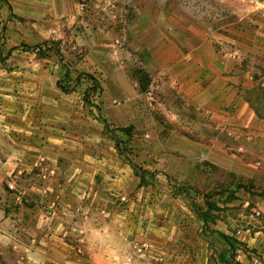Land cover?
Segmentation results:
<instances>
[{
  "label": "rangeland",
  "instance_id": "1",
  "mask_svg": "<svg viewBox=\"0 0 264 264\" xmlns=\"http://www.w3.org/2000/svg\"><path fill=\"white\" fill-rule=\"evenodd\" d=\"M0 19V264H149L150 235L179 248L178 264H264V0H0ZM189 32L204 42L185 46L194 78L228 82V103L187 110L171 87L167 108L153 101L148 45ZM115 76L132 86L128 127L110 117ZM36 131L53 135L40 159ZM83 144L108 162L87 177L101 199L61 212L69 232L47 247L33 226L54 212V186L77 179L65 173Z\"/></svg>",
  "mask_w": 264,
  "mask_h": 264
},
{
  "label": "crops",
  "instance_id": "2",
  "mask_svg": "<svg viewBox=\"0 0 264 264\" xmlns=\"http://www.w3.org/2000/svg\"><path fill=\"white\" fill-rule=\"evenodd\" d=\"M2 15L3 17H5V11L3 10H2ZM2 25L3 24H1V26ZM158 26L160 27V23H157L156 25L157 27L156 29L160 32ZM145 32L146 31H144L143 29L141 34L139 35L142 36L143 40L147 39V36H150V34L144 35ZM157 33L158 32H156L155 34ZM198 37H199L198 34L189 32L188 35H186V39L184 40L183 43H181L179 40L177 41L173 40V43L169 44V42L167 43L165 39L161 38L160 36L157 39H155V41L152 42V44H149L148 42L149 44L148 48H149V52L151 53L150 55L152 59L151 68L153 69V74L154 75L157 74L156 79L158 81L157 92H154L156 94L155 96H157L158 98L156 100L153 99V101H156V105H160L161 107L167 108V105L169 104L168 97L170 95V90H169L170 87L176 90L179 97H181L182 99L183 103L182 102L181 103L183 104V107L187 110H189L188 108H191L193 105H195L196 102L203 103L212 100H216V102H219L221 104L224 102V100L227 101V103L229 102L232 87H230L228 82H223V81L219 82L220 77H217L215 80L212 77L210 79L211 81L210 80L206 81L205 79L194 78L196 76L195 74H192L193 69H192V63L190 62V55L187 54L186 51L192 52L193 49L188 48L187 50L185 46L187 47L196 46L197 49H194V51L201 54L202 49L198 50V48H201V46L204 45V42L201 43V45H199ZM169 46L171 47L172 53H169L165 49L166 47ZM168 75H170V77ZM166 77H168L170 80L167 81ZM109 83L115 85L117 90V95L121 97L120 103H116L113 106V108H111L110 110L111 119L116 124V127L131 126V124L133 123L132 112H131L132 107H130V105L132 106L131 100L133 99V94L131 90L132 86H130L129 88L127 85H124L122 83V80L116 76L112 77L109 80ZM148 94L152 95V93L149 92L146 93V97H149ZM128 102L130 105L128 104ZM149 103H150L149 105L154 106V102H149ZM34 128H38L37 123H35ZM158 130L160 129L158 128ZM31 133H32L31 138H33L34 141L33 143H35V144L31 143L33 146L31 148H33V150L37 152L36 156L34 157L39 159L43 158V157H38L40 153H44L46 155L48 149L52 148L54 150L53 145L48 142V141H53L52 134L46 132L45 138H43L42 135L39 134V132L37 131ZM67 134L68 131L65 132V135ZM66 147L69 146L63 144L60 151H62L63 153L66 152L70 153L73 151L70 150L71 149L70 147L69 148ZM76 150L78 156L77 163L73 164L71 169H68L65 174L68 178L70 174H72V177L74 178H76L77 175V179H75L72 182L69 181L70 179H66L64 182H61L59 186L57 187L54 186L52 193L48 194V198L50 200L49 205L55 206V209H53L54 212L51 213L52 211H49L47 212V214L45 212H42L40 214L39 222L36 223L35 226H33V230H34L33 235L35 233V236H37L38 238H39L38 235L39 233L48 231L49 235H47V237L49 238V240L47 238V247L55 246L57 243H59L58 242L59 240L61 242L63 241V239L55 236L56 233H59L58 232L60 229L59 227L63 228L62 231L69 232V230H67V227H65L67 218H65L64 215L61 214V212H63L64 214L70 213L72 208L77 205L78 208L77 210L75 209L74 211H77V213L79 214L80 211L82 210V213L84 215L86 213V207H84V205L82 206L83 201H87V199L94 200L95 198L101 199L100 195H102V193L100 189H102V185H96L97 183L95 184L90 178L88 179L87 177L88 176L92 177L91 174H88V172H90L91 169L96 170L97 173L99 170L104 171L103 165H108L106 157L101 154L99 147L88 148L86 144H83V147L81 146L79 148H76ZM117 164L120 165V162L119 163L117 162ZM17 165L19 164L17 163ZM125 167L127 168V166ZM120 168L121 170H125L126 173H128V169H122V167L119 166V170ZM69 183H72V188H70V190L68 191L66 190V187H68ZM43 188L44 187H42V185H38V184L35 185V190H38L41 193L43 192ZM43 198L44 195H42V201ZM75 201H76L75 204L70 203ZM42 228H44V230L40 231ZM74 229L80 231V229L78 228L74 227L73 230ZM145 239H148V241L151 242V243L147 242L146 244L148 245L146 255H148L149 258V264H157L154 263V261H150L152 259H161V260L165 259L166 263L168 264H178L180 260H182V258H180L179 256L180 254L179 248L176 247L174 243L171 242L160 243L157 237L151 238V235L150 238L146 237L143 240ZM33 241H35L36 243V241L38 240L37 238L36 239L34 238ZM38 243H42V241H38ZM36 248L40 249L43 247L42 245L36 244ZM129 254L133 256V254L131 253ZM241 262L243 264H246L249 261L242 260Z\"/></svg>",
  "mask_w": 264,
  "mask_h": 264
},
{
  "label": "trees",
  "instance_id": "3",
  "mask_svg": "<svg viewBox=\"0 0 264 264\" xmlns=\"http://www.w3.org/2000/svg\"><path fill=\"white\" fill-rule=\"evenodd\" d=\"M122 131L123 132H129L128 128L122 129ZM238 189H246V187L245 186H238ZM262 194H264V192H262ZM228 251L232 252L233 256L231 258L235 259L234 252H237V248H236L235 244L230 242V241H229V250ZM220 260H222V262L225 264H243V263H238V262H234V263L229 262L230 259H227L226 256H221Z\"/></svg>",
  "mask_w": 264,
  "mask_h": 264
}]
</instances>
